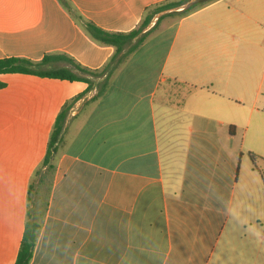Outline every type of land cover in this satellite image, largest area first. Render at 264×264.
<instances>
[{
    "label": "crops",
    "instance_id": "obj_1",
    "mask_svg": "<svg viewBox=\"0 0 264 264\" xmlns=\"http://www.w3.org/2000/svg\"><path fill=\"white\" fill-rule=\"evenodd\" d=\"M65 1L84 20L126 33L170 0ZM263 27L264 0H216L165 18L98 99L105 76H87L89 88L0 74V264L16 263L28 212L41 225L30 264H258L245 176L237 190L251 127L264 153V108L243 107L261 93ZM114 52L60 0H0V59L63 53L98 70ZM65 106L41 209L29 187Z\"/></svg>",
    "mask_w": 264,
    "mask_h": 264
},
{
    "label": "trees",
    "instance_id": "obj_2",
    "mask_svg": "<svg viewBox=\"0 0 264 264\" xmlns=\"http://www.w3.org/2000/svg\"><path fill=\"white\" fill-rule=\"evenodd\" d=\"M67 10L81 22L82 27L87 32V34L97 43L102 45H109L115 48V52L110 60L105 64L102 69L92 70L88 67H85L78 63L74 58L70 57L67 54L63 53H53L47 54L44 58L39 61H31L26 58L20 57H9L0 59V74L5 73H25L33 74L40 77L66 80V81H81L89 84V88L93 85V79H90L87 76L92 78L104 77V79L98 85V92L95 96V99L103 96L106 92L109 81L118 67L123 64L129 57V55L138 49L147 38L159 31L162 26V22L165 18L173 16H186L197 9H200L207 4L214 2L216 0H196L191 2L184 9L180 11H175L173 9L179 8L185 3L190 2L191 0H170L156 6L150 7L147 10L145 17L141 20L139 26L129 32H110L106 31L91 21L84 20L77 11L65 0H60ZM173 10L171 12L162 14L157 19L155 25L148 31L144 32L145 28L149 25L152 18L163 11ZM131 45V47L125 51L126 47ZM53 62H62L66 66H49ZM67 113V107H63L62 111L56 118L54 126L52 128L50 139L48 142L47 152L43 159L41 169L36 171L35 178H38L37 185H42L47 176L55 171L54 159L58 152L59 145L63 140V130L65 124V118ZM249 156L253 162L256 161L258 155L250 152ZM42 168H45L42 172ZM35 184L31 183L29 187V197L28 201H32V192L34 190ZM41 225L37 222L30 214L27 213V220L25 223V229L23 233V238L21 241L20 249L15 264H30L34 248L37 242L38 232Z\"/></svg>",
    "mask_w": 264,
    "mask_h": 264
},
{
    "label": "rangeland",
    "instance_id": "obj_3",
    "mask_svg": "<svg viewBox=\"0 0 264 264\" xmlns=\"http://www.w3.org/2000/svg\"><path fill=\"white\" fill-rule=\"evenodd\" d=\"M192 1V0H191ZM190 1V2H191ZM190 2L185 3L179 8H185L190 4ZM207 2H210L209 0ZM179 8L173 9L177 10ZM164 14V13H163ZM167 23V21H166ZM162 27V26H161ZM262 33V44L264 45V27L260 30ZM167 35H170V32H167ZM164 45V43H163ZM261 75L263 76V83L261 87V93L257 98L254 96H251V99L249 101H246L245 105L243 107L248 109H263L264 108V70L262 69ZM99 85V84H98ZM97 85V89H98ZM253 127H251V130L248 131L246 135L245 140V147L243 150L244 155V161L241 166V174H240V180L238 181V190L243 186L244 184V176H245V183L249 187L250 190V197L251 202L249 206L250 211V218L252 221V227H251V244L253 247V255L252 259L256 258V255L254 253L256 250H260V256L258 257L257 262L258 264H264V153H260L259 147L256 145H259L258 137L254 135L253 133ZM238 138L236 139L238 143L241 144L242 141V133H238ZM247 148H254V150H257V152H254L258 155V158L255 162H253L249 156V150ZM45 169L42 170L44 172ZM246 170V175H245ZM53 173L49 174L47 176L46 181L41 185L43 187L42 193H40L39 201L36 203V193L35 191L32 192V201L33 205L36 207V204L39 205V207L42 209L45 202V192L48 189V186L50 184V181L52 180ZM35 180V182H33ZM32 183L36 184L37 178H35ZM37 188V186L35 185ZM35 188V189H36Z\"/></svg>",
    "mask_w": 264,
    "mask_h": 264
},
{
    "label": "water",
    "instance_id": "obj_4",
    "mask_svg": "<svg viewBox=\"0 0 264 264\" xmlns=\"http://www.w3.org/2000/svg\"><path fill=\"white\" fill-rule=\"evenodd\" d=\"M194 1H196V0H193V1H191V2H194ZM191 2H190V3H191ZM183 9H184V8H183Z\"/></svg>",
    "mask_w": 264,
    "mask_h": 264
}]
</instances>
